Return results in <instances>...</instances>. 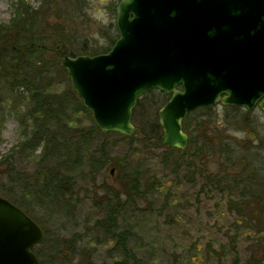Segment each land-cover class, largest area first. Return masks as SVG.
Masks as SVG:
<instances>
[{"label":"rangeland","instance_id":"rangeland-1","mask_svg":"<svg viewBox=\"0 0 264 264\" xmlns=\"http://www.w3.org/2000/svg\"><path fill=\"white\" fill-rule=\"evenodd\" d=\"M25 1L33 9L43 2ZM16 3L0 0V25L14 17ZM45 3L51 8L47 21L71 24L79 45L85 42L101 50L98 54L112 47L107 36L118 0H110L107 11L114 22L107 27L87 15L88 0ZM94 33L106 44L93 39ZM2 82L0 196L41 228L43 238L32 249L40 250L43 264H126L128 259L130 264H232L236 255L241 264L251 257L263 259L264 112L249 116L231 106L198 108L182 120L188 141L179 150L162 144L158 112L170 99L167 94L164 103L157 92L144 95L138 105L143 118L131 115L135 130L129 136L88 134L95 124L92 113L89 117L69 104L75 133L87 136L84 145L77 144L78 153L69 156L77 158L76 164L68 165L67 156L41 159L42 146L32 151L22 145L33 128L26 113L28 94L20 88L10 91ZM66 84L57 80L50 91L59 93ZM205 139L212 144L203 145ZM60 162V176L70 188L63 185L57 198L47 197L39 174ZM121 238L127 239L124 247Z\"/></svg>","mask_w":264,"mask_h":264},{"label":"water","instance_id":"water-1","mask_svg":"<svg viewBox=\"0 0 264 264\" xmlns=\"http://www.w3.org/2000/svg\"><path fill=\"white\" fill-rule=\"evenodd\" d=\"M120 6L106 53L60 60L99 132L132 135L137 100L158 90L170 97L158 112L162 144L184 150L186 115L216 105L251 110L264 96V0H133L119 14ZM40 229L0 196V264H39L31 250Z\"/></svg>","mask_w":264,"mask_h":264},{"label":"trees","instance_id":"trees-1","mask_svg":"<svg viewBox=\"0 0 264 264\" xmlns=\"http://www.w3.org/2000/svg\"><path fill=\"white\" fill-rule=\"evenodd\" d=\"M41 5L39 9H33L25 0H17L14 17L9 20V23L0 25V81H4L2 84H5L10 91L20 88L28 94L29 102L27 104L29 105L26 106V113H28L27 117L29 116L33 120V128L23 140L22 145L29 147L32 151L42 146L41 159L58 157V160H65L64 156H67L69 161L67 164L74 165L77 158L75 161L73 156L72 160L69 156L74 151L78 153L77 144L80 140L82 145L86 143V134L75 133L76 127L69 119L67 105L78 106L79 110L86 112L89 117L91 113L82 107V102L72 90L67 72L60 67L59 58L66 54L71 56L93 55L100 53L101 50H96L86 45L85 42L80 44L83 47L80 46L76 43L73 35L76 30L71 28V24L66 25L61 21L50 23L46 19V12L50 14L51 8L48 5L45 8V0ZM69 28L71 30H68ZM113 29L115 28L111 25L109 29L111 36H107L110 47L118 37L114 34ZM61 79L67 83L64 89L59 93L50 91L52 85ZM155 92L163 97L161 100L164 103L167 95L160 91L152 90L147 95L155 94ZM144 95L136 102V107L132 112L133 118L142 117L138 105ZM64 113H66L65 116ZM92 132L97 133L95 124L88 128V134ZM206 141L203 142V145L212 144L211 139ZM196 152H200L199 148L196 149ZM7 168L10 169V167ZM62 168L64 166L60 162L51 170L42 171L40 176L38 175L42 181L45 196L57 198L61 193L59 190L61 186L66 185L67 188H70V184L64 178L62 180L60 176ZM126 241V238L119 240L122 244L121 247L125 246ZM34 249L31 251L37 257L39 264H43L40 260V250H37L36 253ZM55 249H52L53 252ZM52 255L54 256L53 253ZM52 260L51 258L50 263H53ZM262 262H264V257L260 262L251 257L244 264H262ZM126 264H130L129 259ZM133 264L138 263L134 260ZM232 264H241L238 255L235 256Z\"/></svg>","mask_w":264,"mask_h":264},{"label":"clouds","instance_id":"clouds-1","mask_svg":"<svg viewBox=\"0 0 264 264\" xmlns=\"http://www.w3.org/2000/svg\"><path fill=\"white\" fill-rule=\"evenodd\" d=\"M119 2L121 5L119 8V14H121L120 9L130 5L133 0H119ZM109 4L110 0H88L89 6L85 9V11L91 19L107 27L114 22L112 16L107 11ZM92 38L97 40L100 45L106 44V41L99 35V33H94ZM112 67V65H109L108 69L110 70ZM261 123H264V117H261ZM234 135L239 138H244L245 136V134L241 132L234 133Z\"/></svg>","mask_w":264,"mask_h":264},{"label":"flooded vegetation","instance_id":"flooded-vegetation-1","mask_svg":"<svg viewBox=\"0 0 264 264\" xmlns=\"http://www.w3.org/2000/svg\"><path fill=\"white\" fill-rule=\"evenodd\" d=\"M262 101H264V96L258 102H256V104H254V106H253V108L251 110H249V109H247L245 107H239V106H234V105L231 106V107H234L236 109H240V108L241 109H244L247 112L246 114H248L250 116V114L255 113V111L264 112V110L261 109L260 106H259L260 105V102H262Z\"/></svg>","mask_w":264,"mask_h":264}]
</instances>
